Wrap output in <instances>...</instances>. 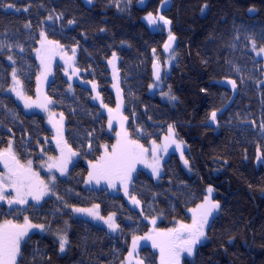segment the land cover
<instances>
[{
  "label": "trees",
  "instance_id": "obj_1",
  "mask_svg": "<svg viewBox=\"0 0 264 264\" xmlns=\"http://www.w3.org/2000/svg\"><path fill=\"white\" fill-rule=\"evenodd\" d=\"M140 1L0 0V152L11 142L19 162L56 155L43 116L25 113L7 94L15 69L26 95H34V51L43 31L65 48H78V78L95 82L107 107H114L115 97L106 60L116 53L129 137L145 145L159 141L172 125L190 169L170 155L158 180L138 170L130 191L141 211L118 194L86 188L87 162L97 161L114 138L91 102L90 88L81 82L70 88L56 69L47 93L64 116L63 140L77 159L37 207L0 205V222L27 215L33 225L44 226L25 238L16 264H121L131 239L148 230L147 220L156 218L162 229L187 223L186 212L209 187L220 207L205 242L182 264H264L263 68L250 51L264 47V0H169L164 12L158 6L165 0ZM149 13L170 21L167 32L164 26L149 29ZM169 34L175 37L174 62L161 87L176 97L172 105L150 92L152 63L162 59ZM94 205L103 216L116 215L118 235L71 213ZM61 236L67 240L63 252ZM139 256L155 264L148 247Z\"/></svg>",
  "mask_w": 264,
  "mask_h": 264
},
{
  "label": "rangeland",
  "instance_id": "obj_2",
  "mask_svg": "<svg viewBox=\"0 0 264 264\" xmlns=\"http://www.w3.org/2000/svg\"><path fill=\"white\" fill-rule=\"evenodd\" d=\"M145 22L144 23L147 26L148 25L151 26V27L148 26L149 29L151 30H155L159 26H164V30L165 32H167L168 26L165 25L162 20H159V16H157L155 24L149 23L147 19H145ZM152 27H157V28H152ZM41 33H43L44 35L41 36ZM48 41H53V40H49L45 36V33L43 31L40 32L37 47L34 51V56L38 64V74L36 77L34 95L32 97L26 95L21 82L20 85L17 86L14 84L13 78L10 88L7 91V94L13 98L16 104L20 106L25 113L28 114L36 113L43 116L45 120V126L51 133L50 142L53 144L57 152L56 155L54 156H43V159L39 162H34L32 160L19 162V164L22 165L24 169H27L29 167V161H31V172L35 173V176H31L30 179L31 187L30 188L24 187L20 190V194L24 197L26 203L12 204V205L8 204L7 202L8 199L17 198V191L14 187L10 186L7 181H5L3 185V190L5 192L7 199L0 200V205H4L7 209H11V210L17 209L21 211L25 210L30 205L37 207L49 196L50 189L53 183L55 182L56 178L66 177L71 165L77 159V154L71 155V153L68 151V149L70 148L68 146L65 147V142L63 140V132H64V124H65L64 116L62 115V113L54 109V103L47 93L48 85L52 81L56 69H59L61 73L68 80L70 84V88L76 82H81L82 84L90 88L91 102L94 105H97L100 109V113H102L106 117L108 131L111 133V135L114 138L113 143L110 147H104L102 149V153L97 161L87 162L88 174L90 171H93L91 165H95L101 162V157H104L105 153H107L108 156L112 155L114 146H117L118 152L125 151L128 153V159L123 165V167L118 171H113L109 173L107 178H100L99 183H97L96 179L89 180V175L87 174L85 187L88 189H104L111 194H118L123 198L124 202L129 208L133 210L141 211V204L133 203L132 197L135 196L132 195L130 191L131 183L134 176L136 175V172L138 170H141L147 173L148 175H150L155 180H158L159 177H161L162 175L163 163L167 160V158L170 155H176L182 167L186 171L190 172L189 166L188 165L186 166L184 164V160L181 159V153H183V157L184 159H186L185 144L182 143L180 149H177L176 144L166 140L165 138L169 136V130H166V133L160 136L161 138L159 139V141L152 140L145 145H142L132 140L129 137L127 130V120L123 110L124 105H123V97L121 90V79L118 70L119 59L116 53H115V61H114L115 67H113V64L109 63V61L113 60L114 53L106 60L108 70L110 73V79H111L110 90L112 91L115 97L114 107H107L102 102L96 83L88 80L84 81L78 78V72L76 68V58H77L78 48L75 46L70 48H65L55 41H53L55 43L52 44L48 43ZM56 44H58L59 47H57ZM73 49H75L74 53H73ZM250 51L252 52L255 59L262 61L263 78L261 83L264 85V53H261L259 52V50L253 48H251ZM156 62L159 68L161 78L159 83L154 84L150 92L156 93V91H158L157 97L159 98V100L162 101L163 103L172 105L175 102V99L174 100L170 99L169 97L172 96L170 92L168 90L164 91L161 86L165 83V79L170 74L171 71L170 66L174 62L173 55H171L170 53L168 56L162 57L161 60L156 59ZM16 79L18 78L16 77ZM93 84H95L96 86L95 90L93 89ZM13 87H18L21 91H23L25 96L30 97L29 103H32L31 107L25 108V100L18 97L16 93L11 90ZM48 101H51V103H49ZM118 104H119V108L117 107ZM38 105H44V107H40ZM109 109H111V112L109 111ZM61 117H63V119H61ZM125 133H127L126 136ZM172 139H175L177 143L181 142L176 138L175 135L172 137ZM131 141H134L135 143L134 144L130 143ZM166 144L167 147L165 148ZM136 145L142 146L144 151H141V149L137 148ZM49 165H52V167H49ZM62 167L64 168L63 174H61L60 171ZM154 167L157 168L156 174L153 173ZM7 175H8L7 169L0 170V177H6ZM53 177L55 179H53ZM40 181H43L44 185H47V191H45L44 185L40 184ZM125 185L127 186V194L125 193ZM41 192H44V194L40 195ZM33 195H39L40 196L39 200L33 199ZM206 196L209 197L210 200L214 201L213 191L211 193H208V191L206 190L202 202L198 205L205 203ZM197 206L186 212L188 217L187 223L179 222V223H175L174 226H169L167 228L162 229L157 225L156 218L147 220L148 230L143 235L134 236L131 239V241L129 242L127 255L121 264H138V261H141L142 264H145L139 256L142 247H148L156 256L155 264H161L160 248L153 247V241L155 240L157 244L163 243L166 240V237L162 234L168 233L169 229H178L182 224L191 225L193 223L192 210H197L198 218L200 214L204 211L203 209H197ZM73 209L71 210L73 216L88 221L93 225L104 228L111 236L118 235V229L116 231H113L108 227V224L105 223V220L110 215H112L113 221L117 224L115 214H108L106 216H103L100 214L99 210L96 209V211L99 214V217H103V219H100V218H95L92 215H89L88 212H76L73 211ZM79 209H93V207L79 208ZM218 209L213 210L212 214L208 217V223L205 225L204 228L205 236L201 238L200 242L194 246L193 254L195 250L205 242L207 228L211 222V219L216 215ZM25 217L28 216L22 215V219L20 221H13V220L12 221L7 220V221H11L12 224L14 225L25 226ZM29 223L32 224L30 221ZM4 225H5V221L0 222V226H4ZM10 230L17 231L18 229H10ZM42 232L43 229L40 227L28 228L27 234L20 240V246L29 234L42 233ZM181 235H186V234L181 233ZM148 236H151L152 239H144V237H148ZM134 238H135V243H134ZM130 251L134 253L131 257L129 256ZM193 254L189 256L187 252H181L178 259V264H182L183 259H190L193 256ZM17 257L18 255L16 256V260L14 262L10 261V264H16Z\"/></svg>",
  "mask_w": 264,
  "mask_h": 264
},
{
  "label": "snow or ice",
  "instance_id": "obj_3",
  "mask_svg": "<svg viewBox=\"0 0 264 264\" xmlns=\"http://www.w3.org/2000/svg\"><path fill=\"white\" fill-rule=\"evenodd\" d=\"M89 3L92 2V0H88ZM8 7H11V5H8ZM206 7V5H205ZM203 10V9H202ZM146 19L151 24L156 23L155 17H153L152 13H149ZM159 20H162L165 25H168L170 21L166 20L163 16H159ZM69 23H73V21H69ZM44 34L41 33V36ZM169 42L175 39V37L171 34H169ZM48 43L52 44L55 43L53 41H48ZM57 47H59L58 44H56ZM171 47L170 43L165 44V49ZM255 49V45H254ZM75 52V49H73V53ZM259 52L264 53V47H261L259 49ZM11 59V57H9ZM115 61V53L113 54V60L109 61L110 64H113V67ZM154 67L156 65L154 64ZM157 78H159L158 72H157ZM39 79V77H38ZM13 81L15 85H20V81L16 79L15 75V69L13 70ZM228 83L232 84V87L235 88L236 84L234 81L229 80ZM95 84H93V89L95 90ZM151 87V85H150ZM16 93L18 97L25 100V108H29L32 106V103H29L30 97H27L24 95L23 91H21L18 87H13L11 89ZM203 91V90H202ZM170 99H176L174 96H170ZM51 103V101H48ZM40 107H44V105H38ZM103 106V105H102ZM119 108V104L117 106ZM46 110V108H45ZM111 112V109H109ZM63 119V117H61ZM211 119L213 122L216 120V112L211 113ZM55 126V125H54ZM264 127V126H262ZM169 136L165 139L170 141L171 143L176 144L177 149H180L182 141L177 143L175 139H172V137L175 135L174 128L172 125H169ZM127 133H125V136ZM130 143H135L134 141H131ZM119 144V142H118ZM65 147L67 145L65 144ZM137 148H140L141 151H144L142 146L136 145ZM167 147V144L165 145V148ZM68 151L71 153V155H76V153L72 152L71 149H68ZM128 159V153L125 151H119L117 146L113 147V153L111 156H108L107 153H105L104 157H101V162L95 165H91L93 171L89 172V180L96 179L97 183H99L100 178H107L108 174L113 171L120 170L125 162ZM181 159L184 160V164L187 166L188 161L184 159L183 153H181ZM0 161H3L4 167L8 170V175L6 177H0V200L7 199L5 192L3 190V185L5 181L8 182V184L12 187H14L17 191V198L15 199H8L7 202L9 205L12 204H24L26 203V200L24 197L20 194V190L24 187H31L30 185V179L31 176H35V173L31 172V161H29V167L27 169H24L22 165L19 164V161L16 159V156L12 150L11 142H9L8 148L0 152ZM9 161L12 162V165H10ZM66 166V164H65ZM49 167H52V165H49ZM61 174L64 173V168L62 167L60 169ZM157 168H153V173L156 174ZM53 179H55L53 177ZM41 185H44L43 181H40ZM45 191H47V185H44ZM208 193H211L213 189L209 187L207 189ZM125 193L127 194V186L125 185ZM44 192H41L40 195H43ZM39 195H33V199L39 200ZM133 203L139 204V201L136 200L135 197H132ZM220 207L218 202H214L209 199V197H205V203L198 205L197 209H203L204 211L200 214L199 218L197 216V210L193 211V223L191 225H185L182 224L178 229H169L168 233L162 234L166 237V240L163 243L157 244L156 241H153V247H159L161 252V264H178L179 255L181 252H187L189 256L193 254L194 246L200 242L201 238L205 236L204 228L205 225L208 223V217L212 214L213 210L218 209ZM98 205H94L93 209H73V211L76 212H88L89 215L94 216L95 218L103 219V217H99L98 212L96 209H98ZM105 223L108 224V227L116 231L118 229V225L113 221V216L110 215L106 220ZM30 227H40L43 229V225H32L28 221V217H25V226H19L12 224L11 221H5L4 226H0V264H10V261L14 262L16 260V256L19 253V246H20V240L27 234V229ZM10 229H18L17 231H11ZM181 233H184L186 235H181ZM144 239H152L151 236L144 237ZM67 243L66 237L61 236L60 237V251L65 250V244ZM135 243V238H134ZM134 253L132 251L129 252V256L131 257ZM138 264H142L141 261H138Z\"/></svg>",
  "mask_w": 264,
  "mask_h": 264
},
{
  "label": "water",
  "instance_id": "obj_4",
  "mask_svg": "<svg viewBox=\"0 0 264 264\" xmlns=\"http://www.w3.org/2000/svg\"><path fill=\"white\" fill-rule=\"evenodd\" d=\"M169 2L170 1H166L160 6V9H161L162 12L166 11L169 8V6H170ZM143 3H144V0L140 1V5H143ZM167 43H170L171 47L166 50L165 49V44H167ZM174 43H175V40H172L171 42H169V39L168 38L166 39L165 44L163 45L162 50H161V53H162L163 56H167V55H169L172 52V50L174 48ZM154 64L156 65V67H154ZM157 72H158L159 78H157V75H156ZM151 73H152V76H151L152 77V83L153 84L158 83L159 80H160V73H159V70L157 68V62L156 61H154L152 63ZM9 163H10V165H12L11 161H9ZM0 169H2V170L6 169L4 167L3 161H0Z\"/></svg>",
  "mask_w": 264,
  "mask_h": 264
},
{
  "label": "bare ground",
  "instance_id": "obj_5",
  "mask_svg": "<svg viewBox=\"0 0 264 264\" xmlns=\"http://www.w3.org/2000/svg\"><path fill=\"white\" fill-rule=\"evenodd\" d=\"M143 1V0H142ZM166 1H169V0H165V1H163L161 4H160V6L164 3V2H166ZM169 4H171V1L169 2ZM160 6H158V8L160 7ZM170 7V6H169ZM169 9V8H168ZM167 9V10H168ZM161 10V9H160ZM162 12V11H161Z\"/></svg>",
  "mask_w": 264,
  "mask_h": 264
}]
</instances>
